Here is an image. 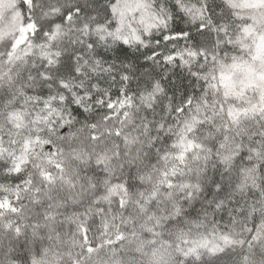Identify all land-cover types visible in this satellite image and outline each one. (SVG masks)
Here are the masks:
<instances>
[{
    "label": "snow or ice",
    "instance_id": "snow-or-ice-1",
    "mask_svg": "<svg viewBox=\"0 0 264 264\" xmlns=\"http://www.w3.org/2000/svg\"><path fill=\"white\" fill-rule=\"evenodd\" d=\"M0 264H264V0H0Z\"/></svg>",
    "mask_w": 264,
    "mask_h": 264
}]
</instances>
